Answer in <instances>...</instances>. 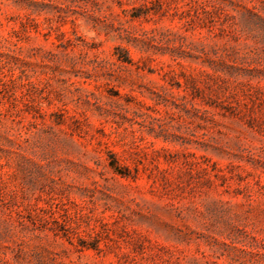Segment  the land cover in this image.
I'll return each instance as SVG.
<instances>
[{"label": "rangeland", "instance_id": "rangeland-1", "mask_svg": "<svg viewBox=\"0 0 264 264\" xmlns=\"http://www.w3.org/2000/svg\"><path fill=\"white\" fill-rule=\"evenodd\" d=\"M0 264H264V0H0Z\"/></svg>", "mask_w": 264, "mask_h": 264}]
</instances>
